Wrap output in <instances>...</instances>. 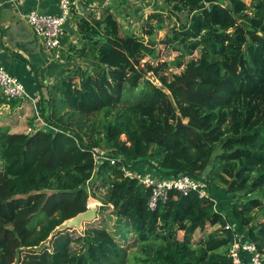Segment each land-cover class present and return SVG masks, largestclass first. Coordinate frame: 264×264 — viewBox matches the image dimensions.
I'll return each instance as SVG.
<instances>
[{
	"label": "trees",
	"instance_id": "16d2710c",
	"mask_svg": "<svg viewBox=\"0 0 264 264\" xmlns=\"http://www.w3.org/2000/svg\"><path fill=\"white\" fill-rule=\"evenodd\" d=\"M165 3L174 25L162 45L177 54L172 60L147 44L160 13L150 17L158 25L147 39L122 34L108 12L83 21L72 51L91 68L78 67L40 96L44 128L0 127V264L9 228L22 264H126L120 240L130 237L141 264H230L232 231L219 207L173 190L150 210V190L122 170L137 164L161 179L205 178L209 189L217 181L233 198L243 194L229 217L264 250V0ZM98 187L107 189L103 200ZM90 198L99 213L110 210L119 239L104 226L77 239L71 228L57 230L87 211Z\"/></svg>",
	"mask_w": 264,
	"mask_h": 264
},
{
	"label": "crops",
	"instance_id": "0c3cea01",
	"mask_svg": "<svg viewBox=\"0 0 264 264\" xmlns=\"http://www.w3.org/2000/svg\"><path fill=\"white\" fill-rule=\"evenodd\" d=\"M74 1L75 6L64 25L65 35L62 39L60 58H53L46 52L42 41L28 25L26 14L37 11L46 15H58L60 0H0V66L9 75L18 79L24 86L25 92L33 98V101L6 100L0 92V127L8 128L11 133L28 134L18 129H24L30 123L36 125V116L38 119L41 117L40 96L43 95L46 98L47 90L51 85L79 67L80 58L72 49L80 48L79 24L81 22L87 21L90 24L93 19H102L107 12L117 18V14L121 13L123 8L135 10V8L161 3L160 0ZM182 16L184 18L185 14L180 15L181 18ZM135 170L138 174L159 176L146 164H140L139 169ZM216 206L219 207L218 201ZM222 206L226 213H222L219 208L217 210L223 216H231V206ZM218 228V225L210 227L206 234ZM237 232L244 235L241 227L237 229Z\"/></svg>",
	"mask_w": 264,
	"mask_h": 264
},
{
	"label": "rangeland",
	"instance_id": "374dc122",
	"mask_svg": "<svg viewBox=\"0 0 264 264\" xmlns=\"http://www.w3.org/2000/svg\"><path fill=\"white\" fill-rule=\"evenodd\" d=\"M161 3H157V5H152V6H146L143 8H135V10H126V8H123L121 13L117 14V18L116 21L118 23L119 26V30L122 34L124 35H132V36H143L145 39H147L148 37L145 36V33L149 30V26H152L154 29L155 27L158 25V20L155 19H150L151 16H153L156 13H160L161 14V28L158 30H155V34H154V46H156V48L159 50V58H161V61L164 60H172L177 54L175 52H170L166 49H164V46L162 45V41L166 40V38L170 39L172 36L171 33V28L174 25V21L172 19L171 16H168L167 11L169 10V6L165 3V0H160ZM245 2H249L248 0H244ZM131 6V5H130ZM133 7V6H132ZM184 15V14H182ZM183 18V16H182ZM177 25L175 24V27ZM195 58H197V54H194ZM147 59H145L146 61ZM78 66L83 68V70H85L86 68L90 69L91 66L88 65L87 63H84L81 59H79L78 61ZM172 70V72L174 73H178L180 70ZM150 75V74H149ZM149 75L146 76V79H152L149 77ZM137 92L134 93V97L136 96ZM132 94L128 93L125 96V99L130 97ZM36 102V101H35ZM36 116V115H35ZM41 118V117H40ZM39 118V119H40ZM38 117L36 116V125L34 126V124L31 125V123L26 126L24 129L19 128L18 130H22L26 133H31L33 132V130L37 127V128H44L45 123L40 119L39 120ZM44 124V125H43ZM140 164H137L136 166H131L128 167V169H130L132 172L137 173V171L135 169H139ZM142 167V166H141ZM208 170L206 169L204 172V175L206 177ZM106 192L107 189L103 188V187H98L95 190V196L97 199L99 200H103L106 196ZM222 195H221V194ZM210 194L211 196L219 202V209H221L222 213H226V210L223 208L222 205L224 206H231V208L233 207V204H236L239 202V200H243V194H240V198L237 196H234L231 194H228L225 189L223 188L222 185H220L219 182H215L214 184H212L210 186ZM100 202L96 201V199L94 198H90L89 199V204L88 207L90 206V208H87V210H94L95 211V218L92 220H90L89 222H76L74 221V219L65 222L61 227H59V229L64 228L63 226L68 225L69 228H71V235L73 236L74 239L77 238H81L80 236L83 235V233L90 229L93 226H104L107 228V230L112 233L117 239L118 236H116L118 229L115 226V218H113V216H110V210H106L103 213H99V207H100ZM92 206V207H91ZM256 210H253L252 212H255ZM226 216V215H225ZM227 222H230V224L234 227V229L237 231L238 228H240V226L237 224V222L233 219L228 220L229 217L226 218ZM260 221H264V218H259ZM66 226V227H68ZM242 231L245 234L246 228H241ZM12 229L9 228L8 229V243L6 246V256L3 258V263L4 264H22V260H23V255L24 253H22V251H19V245H18V241L15 239L14 237V233H11ZM197 233L195 235V237H198ZM184 233L180 232L178 234L179 238H183ZM244 237V235H242ZM194 237V238H195ZM51 237H49V239L46 242H43L38 248L40 247H44L48 244L49 240ZM130 239V240H129ZM128 240V242H123L120 240V244L123 245L124 247H126V254H127V261L126 264H141L139 262V259H141V254L138 253L136 247L134 248H130L133 247L132 246V237H130ZM71 250L72 251H77L80 249V243H76L74 242L71 245ZM22 250V249H21Z\"/></svg>",
	"mask_w": 264,
	"mask_h": 264
},
{
	"label": "built area",
	"instance_id": "2783aa9c",
	"mask_svg": "<svg viewBox=\"0 0 264 264\" xmlns=\"http://www.w3.org/2000/svg\"><path fill=\"white\" fill-rule=\"evenodd\" d=\"M74 6V0H60L58 15H46L37 11L26 14L28 25L37 38L42 41L46 52L53 58H60L62 39L65 35L64 25ZM0 92L6 100L33 101V98L25 92L24 86L18 79L9 75L2 66H0ZM101 159L97 157L96 161L99 162ZM122 170L126 177L135 178L139 184L150 190L148 201L150 210H154L159 202L165 201L168 198V193L173 190L183 195L196 192L201 198L211 200L213 205L217 207V201L211 196L205 178L195 180L187 175H180L175 178L161 179L149 174L134 173L126 167H122ZM224 229L232 231L233 238L227 254L230 264L264 263V250L258 251L256 246L240 235L229 222L226 223Z\"/></svg>",
	"mask_w": 264,
	"mask_h": 264
},
{
	"label": "water",
	"instance_id": "95a60500",
	"mask_svg": "<svg viewBox=\"0 0 264 264\" xmlns=\"http://www.w3.org/2000/svg\"><path fill=\"white\" fill-rule=\"evenodd\" d=\"M81 7V6H80ZM149 46H154L155 44L153 43V42H149V43H147ZM152 82H155V80L153 79L152 80ZM176 127L177 128H186V126L184 125V123L182 122V120H181V118H177V121H176ZM92 218L94 219L95 218V211L94 210H87V211H85V212H83V213H80V214H78L76 217H74L73 219H74V221H76V222H89L90 220H92ZM72 220V219H71ZM68 221H70V220H68ZM68 221H66V222H68ZM64 224V223H63ZM62 224V225H63ZM61 225V226H62ZM60 226V227H61ZM66 226H68V225H66ZM65 225L63 226L64 228H62V229H65V228H69V226L68 227H66ZM62 229H59V227L57 228V230H62ZM56 230V231H57Z\"/></svg>",
	"mask_w": 264,
	"mask_h": 264
},
{
	"label": "bare ground",
	"instance_id": "6f19581e",
	"mask_svg": "<svg viewBox=\"0 0 264 264\" xmlns=\"http://www.w3.org/2000/svg\"><path fill=\"white\" fill-rule=\"evenodd\" d=\"M92 207V206H91Z\"/></svg>",
	"mask_w": 264,
	"mask_h": 264
}]
</instances>
